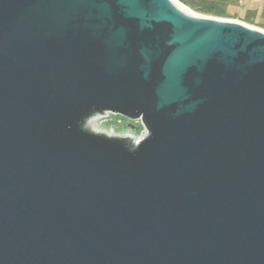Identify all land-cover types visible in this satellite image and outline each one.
Returning <instances> with one entry per match:
<instances>
[{"label":"water","instance_id":"95a60500","mask_svg":"<svg viewBox=\"0 0 264 264\" xmlns=\"http://www.w3.org/2000/svg\"><path fill=\"white\" fill-rule=\"evenodd\" d=\"M0 264H264V29L0 0Z\"/></svg>","mask_w":264,"mask_h":264},{"label":"rangeland","instance_id":"374dc122","mask_svg":"<svg viewBox=\"0 0 264 264\" xmlns=\"http://www.w3.org/2000/svg\"><path fill=\"white\" fill-rule=\"evenodd\" d=\"M179 1L190 7L195 12L203 15H207V16L209 15V16L224 18L229 20H236L229 17L213 14L206 10H202L195 5L188 3L186 0H179ZM92 122H91V127L97 132H102L112 136H121V137L130 135L131 137H133L134 144H138L139 140L144 139L148 135V131L145 129L144 126H142L141 121L130 120L126 116L120 114L106 112L105 115L102 114L95 115L92 119ZM130 123H134L136 126H139L140 128L138 130H133L129 127Z\"/></svg>","mask_w":264,"mask_h":264},{"label":"crops","instance_id":"0c3cea01","mask_svg":"<svg viewBox=\"0 0 264 264\" xmlns=\"http://www.w3.org/2000/svg\"><path fill=\"white\" fill-rule=\"evenodd\" d=\"M215 7H222L224 16L264 28V0H208Z\"/></svg>","mask_w":264,"mask_h":264},{"label":"trees","instance_id":"16d2710c","mask_svg":"<svg viewBox=\"0 0 264 264\" xmlns=\"http://www.w3.org/2000/svg\"><path fill=\"white\" fill-rule=\"evenodd\" d=\"M188 3L197 6L202 10L209 11L213 14L224 16V9L222 7H213L208 0H186Z\"/></svg>","mask_w":264,"mask_h":264},{"label":"bare ground","instance_id":"6f19581e","mask_svg":"<svg viewBox=\"0 0 264 264\" xmlns=\"http://www.w3.org/2000/svg\"><path fill=\"white\" fill-rule=\"evenodd\" d=\"M174 2L184 11L190 13V14H193V15H198V16H207V15H203V14H200V13H197L195 12L194 10H192L190 7H188L187 5H185L184 3L180 2L179 0H174ZM209 16V15H208ZM92 122V121H91ZM91 122L89 124V127H91ZM93 123V122H92ZM93 129V128H92Z\"/></svg>","mask_w":264,"mask_h":264},{"label":"built area","instance_id":"2783aa9c","mask_svg":"<svg viewBox=\"0 0 264 264\" xmlns=\"http://www.w3.org/2000/svg\"><path fill=\"white\" fill-rule=\"evenodd\" d=\"M146 129V128H145ZM147 130V129H146ZM148 131V130H147ZM141 140H139V142H140Z\"/></svg>","mask_w":264,"mask_h":264}]
</instances>
